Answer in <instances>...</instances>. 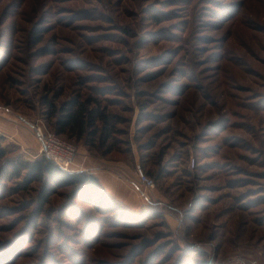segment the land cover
<instances>
[{
  "label": "rangeland",
  "instance_id": "374dc122",
  "mask_svg": "<svg viewBox=\"0 0 264 264\" xmlns=\"http://www.w3.org/2000/svg\"><path fill=\"white\" fill-rule=\"evenodd\" d=\"M76 95L115 131L59 135L87 173L140 165L136 206L2 170ZM0 147V264H264V0H0Z\"/></svg>",
  "mask_w": 264,
  "mask_h": 264
},
{
  "label": "trees",
  "instance_id": "16d2710c",
  "mask_svg": "<svg viewBox=\"0 0 264 264\" xmlns=\"http://www.w3.org/2000/svg\"><path fill=\"white\" fill-rule=\"evenodd\" d=\"M47 119H52L53 131L68 137L100 138L102 142L108 140L115 131L112 124V116L104 106L92 96L81 97L76 95L57 105L48 102ZM5 149L0 147V158L5 156ZM2 170L7 175H21L25 185L39 181L42 183V191L39 198L46 201L47 188L51 187H82L93 190L101 189L102 185L96 175L85 171L69 172L60 168L52 159L42 153L33 160L21 158L4 159ZM42 202V201H40ZM151 206L165 205L160 200L150 201Z\"/></svg>",
  "mask_w": 264,
  "mask_h": 264
},
{
  "label": "built area",
  "instance_id": "2783aa9c",
  "mask_svg": "<svg viewBox=\"0 0 264 264\" xmlns=\"http://www.w3.org/2000/svg\"><path fill=\"white\" fill-rule=\"evenodd\" d=\"M33 131L40 145V152L52 159L60 168L69 172L83 170L75 162L77 146L48 128L43 122L32 123ZM190 167L195 166V158H191ZM137 179L140 184L139 193L147 196V191L155 187L154 179L143 171L140 165H136ZM253 264H257L253 262Z\"/></svg>",
  "mask_w": 264,
  "mask_h": 264
},
{
  "label": "crops",
  "instance_id": "0c3cea01",
  "mask_svg": "<svg viewBox=\"0 0 264 264\" xmlns=\"http://www.w3.org/2000/svg\"><path fill=\"white\" fill-rule=\"evenodd\" d=\"M103 186L114 199L126 206L134 207L139 199L144 201V196L139 193L140 184L136 176L120 177L115 172L93 170Z\"/></svg>",
  "mask_w": 264,
  "mask_h": 264
},
{
  "label": "bare ground",
  "instance_id": "6f19581e",
  "mask_svg": "<svg viewBox=\"0 0 264 264\" xmlns=\"http://www.w3.org/2000/svg\"><path fill=\"white\" fill-rule=\"evenodd\" d=\"M147 196H148V194H147Z\"/></svg>",
  "mask_w": 264,
  "mask_h": 264
}]
</instances>
